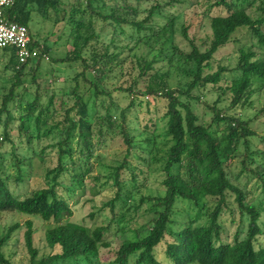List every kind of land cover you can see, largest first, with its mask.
<instances>
[{"label":"trees","instance_id":"trees-1","mask_svg":"<svg viewBox=\"0 0 264 264\" xmlns=\"http://www.w3.org/2000/svg\"><path fill=\"white\" fill-rule=\"evenodd\" d=\"M150 1L153 3L148 7L142 5ZM256 1L258 14L251 16L247 8ZM62 5V0H13L4 9L6 21L24 25L30 35L29 46L39 51L37 59L18 63L14 47L0 48V62L9 72L6 80L10 83L0 98V212L38 216L48 223L45 241L50 251L38 256L32 221H25L27 264H163L156 253L163 242L162 254L168 264H264V244L258 240L264 234V224L260 222L264 213V155L251 142L256 136L250 128L253 118L244 119L236 111L223 113L218 105L227 101L230 110L251 106L253 96L264 89V0H74L68 10ZM173 5L195 6L200 10L198 30L208 27L210 32L204 38L189 36L188 25L182 23L181 33L188 48L180 47L175 41L177 17L166 13V8ZM213 9L219 11L212 13ZM50 11L56 13L57 20L65 21L72 47L55 58L49 55L50 46L45 39L34 40L31 33L34 17L46 19ZM97 20L109 24L113 35L124 34L126 28L135 31L137 36L129 37L135 39L134 45H117L116 38H111L100 47L103 34L95 28ZM239 28L248 29L255 42L237 49L233 67L218 64L211 71L217 52L233 40L232 35ZM139 45L147 49L141 55L132 52ZM151 52L154 53L148 58ZM45 56L53 64L79 63L81 68L71 77L73 84L68 91H62L57 105L54 92L45 99L41 93L47 81H42V86L37 81ZM158 60L167 66H174V60L191 66L185 70L178 65L190 80L171 87L168 70L162 72L155 66ZM117 71L129 75L128 86L108 85L106 80ZM225 72L235 74L226 77ZM91 73L96 75L90 78ZM27 76L34 91L24 86ZM79 78L89 85L87 97L79 92ZM208 87L217 95L211 104L203 98ZM116 92L128 98V104L119 111L113 97ZM106 96L110 103L100 114L97 106L104 105ZM99 98L103 101L97 105ZM156 98L164 101L162 117L166 118L165 136L170 143L160 159L155 153L156 122L152 120L151 126L145 125L139 131L138 134H145L139 141L133 133L136 127H131L126 119L132 107ZM194 102H203L210 108L209 121L198 116ZM262 108L257 116L264 115ZM15 120V129L25 137L30 156L15 152L18 148L10 133ZM54 131L59 136L54 144L56 165L44 168L45 185L24 196L15 194L10 182L18 183L25 173L30 175L33 157L43 162L45 147L37 150L36 144ZM108 137H119L125 145L122 157L106 176L111 197L104 206L110 218L106 225L88 227L70 220L73 210L69 198L73 197L75 186L82 185L91 172V160H100L96 151ZM6 143L11 146L17 176L4 169L6 151L1 147ZM158 159L162 162L163 191L147 194L151 164ZM234 160L241 164L238 173L232 170ZM242 175L248 179L241 180ZM178 200L190 203L197 213L171 230ZM208 203L212 206L207 207ZM203 212L207 223L196 225ZM147 214H152L148 222L130 227ZM225 216L231 225H236L231 240ZM19 226L16 222L7 228L0 237V249ZM127 230L133 237L115 246L111 257H102L101 249L111 247L107 235ZM241 233L244 236L240 238ZM0 264L13 263L0 252Z\"/></svg>","mask_w":264,"mask_h":264},{"label":"rangeland","instance_id":"rangeland-1","mask_svg":"<svg viewBox=\"0 0 264 264\" xmlns=\"http://www.w3.org/2000/svg\"><path fill=\"white\" fill-rule=\"evenodd\" d=\"M74 2V0H62L63 7L68 10L70 5ZM153 1L144 2L142 5L148 7ZM258 1L254 3V5L247 8V12L251 16H255L258 14L256 11ZM203 8V7H202ZM204 9V8H203ZM195 6H182V5H173L166 8L167 14L175 15V41L182 48H188V41L185 40L182 36V23L188 25V35L191 36L195 34L199 38H204L206 34L210 32L208 27L203 28L202 30H198V25L200 22V14ZM218 9H213L212 13H217ZM58 17L56 13L53 11L49 12V16L46 19H42L40 16L34 17L33 23H31V33L33 35L34 40L42 41L45 39L47 45L50 46L49 55L51 57H60L63 56L66 52H68L71 47L70 37L68 36V28L65 25V21L57 20ZM95 28L97 31H102V37L100 39V43L98 44L100 47L103 46V43H108L111 38H116L115 43L117 45H128L132 47L135 43V39H131L129 37L137 36V33L131 31L126 28V32L124 34H112V28L109 24H104L100 20L95 22ZM143 32H141V35ZM233 40L221 48L217 54L215 60L211 63L212 70L215 71L217 69L218 64L227 65L233 67L238 58L237 49L242 44H249L251 41L255 42V38L252 40L250 36V32L246 28H239L232 35ZM112 50H117L116 48L111 47ZM146 47L139 45L132 52L138 55H141L146 52ZM126 51V50H125ZM258 51V49H257ZM261 51L259 50V53ZM126 53V52H125ZM154 52L148 54V58H151ZM174 66H167L164 61H157L155 66L160 68L162 72L168 70V83L171 87H176L180 85H185L190 78L188 75L178 68V65H182L185 70H189L191 66L184 65L183 62H178L174 60ZM52 68L55 71H52ZM41 73L39 74L40 78H38L39 84L42 86L44 84L42 81H47L46 88L42 86V94L45 98H48L53 92L55 93V105L58 104L60 99V94L62 91H68L72 82L70 81L71 77L80 71L79 63H74L71 65L67 64H53L46 59H42L41 61ZM9 72L4 69V63L0 62V98L1 95L7 92L10 83L6 80ZM235 73L225 72L224 75L226 77H232ZM96 73H91L92 78ZM5 76V77H4ZM66 78V79H65ZM68 79V80H67ZM108 85L110 87H116L122 85L126 87L129 85L131 78L128 74L120 75L119 71H117L116 75H111L107 80ZM79 92L86 95H89L87 91V87L89 86L87 82L83 79L79 78ZM24 86L28 87L31 91H34V84L30 83V76L26 77V81L24 82ZM142 88L144 87L141 83ZM44 88V89H43ZM210 87L204 91V99L207 100L210 104L213 103L217 95L215 92H211ZM22 91V88L19 90ZM114 101L118 103L117 111L120 108H124L128 104V98L124 96L123 93H115ZM68 99L67 97H64ZM104 105L101 106L99 103L103 100L99 98L97 100V109L100 114H103L105 111V106L110 103L109 96L103 97ZM71 103V100H68ZM194 110L198 114L199 117L205 119V121H209L211 119V110L207 107L203 102H194ZM221 106L223 113H233L234 111L240 112L244 119L250 118L252 119L250 122V128L256 132V136L251 138L252 145L254 149H259L263 152L264 155V115L260 114V110L263 109L264 106V89L259 93L253 96V103L251 106L245 107H236L235 109H227V101H223L218 104ZM165 112L164 101L161 98L149 99L148 103H143L140 107L134 106L126 115L127 122H130L131 127H136L137 130H134V135H137L138 140H142L145 137V134H138L139 131H143L145 125L151 126L152 120L156 122V141L158 151L155 153L159 159L164 156L167 146L170 144L168 138L165 136V123L166 118L162 117V114ZM260 112L259 116L257 113ZM17 115V112H14ZM257 116V117H256ZM4 115L2 116V118ZM255 117V118H254ZM18 124V121H13L11 126L14 129L11 130L12 141L18 149L15 150L17 154H26L31 155V151L26 150L25 145V137L19 136V132L15 129ZM2 125V124H1ZM59 136L57 131H54L47 137H42L40 141L36 144V149L39 150L44 148L43 153V162L39 159V157L35 156L32 159L33 166L31 168V173L28 175L25 173L22 176V180L18 183L12 181L9 186L10 189L19 196H24L26 193L36 189L43 187L45 185L43 180L44 168L46 166H54L56 165V157H57V148L54 144L58 141ZM1 140V138H0ZM72 145L75 147V140H73ZM10 144L6 143L2 145V151H6V159H5V171L11 176H17V169L14 165V158L10 153ZM125 145L121 138L108 137L106 140V144L100 146L96 153L100 154V160L96 161L94 159L91 160L92 170L91 172L84 178L83 184L80 186H75L73 191V197L69 198V202L72 205L73 215L70 218L71 221L88 226L95 227L99 225H106L110 218L109 210L104 206L105 202H107L111 197V189L106 185V176L113 170V166L116 164L118 158H121L123 155ZM76 155V154H75ZM74 155V157H75ZM259 157V156H258ZM155 160L151 164V172L149 174V183L148 189L145 191L147 194L155 195L162 194V187L160 181L162 179V173L160 167L162 166L161 160ZM241 159V156L238 157V160ZM238 160H234L232 162V170L234 173H238L241 169V164ZM27 169V167H25ZM99 176V180L93 179L94 177ZM248 178L245 175L241 176V180L245 181ZM99 190V193L96 191ZM102 190V192H101ZM260 197V196H259ZM264 203V201H263ZM212 204L208 203L207 207H211ZM175 214L173 215L175 219V223L171 224L169 228L171 230H176L178 226L182 224V221H186L189 218H195L197 213V209L193 207L190 203L185 201L178 200L175 204L174 208ZM208 211V210H204ZM152 214H147L138 219V223L132 222L131 228H136L137 225L148 222L149 218ZM225 224L229 225V240L232 239V233L236 228L235 224L231 225V222L225 216ZM237 218V217H236ZM31 220L33 224V245L39 250L38 256L46 255L49 253L50 248L47 246L45 241V230L48 226V223L43 221L38 216L26 215L19 212H9L4 211L0 212V237L6 232L7 228L16 222L20 224L19 228L14 230L5 245H3L0 249V252L5 256V258H9L13 264H27L28 262V254L24 248V231H25V221ZM264 224V213L262 214L261 221ZM206 214L202 213L201 218H199L195 224H206ZM244 234L241 233L240 238L243 237ZM133 237V233L129 230L124 233H114L108 234L107 240L111 242V247L101 249L102 257H111L112 249L115 246H118L121 241L125 238ZM168 238V237H167ZM259 242L264 244V234L258 237ZM165 243L163 242L157 248V257L163 264H168L167 260L164 258L162 251L164 250Z\"/></svg>","mask_w":264,"mask_h":264},{"label":"built area","instance_id":"built-area-1","mask_svg":"<svg viewBox=\"0 0 264 264\" xmlns=\"http://www.w3.org/2000/svg\"><path fill=\"white\" fill-rule=\"evenodd\" d=\"M12 2L13 0H0V48L14 47L18 63L35 60L39 56V51L29 46L30 35L27 28L15 22H7L5 19L4 9Z\"/></svg>","mask_w":264,"mask_h":264}]
</instances>
